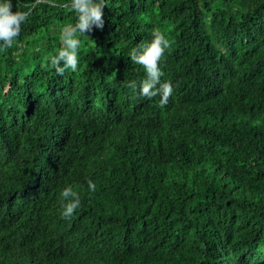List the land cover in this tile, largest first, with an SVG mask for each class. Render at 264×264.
I'll return each mask as SVG.
<instances>
[{"label": "trees", "instance_id": "16d2710c", "mask_svg": "<svg viewBox=\"0 0 264 264\" xmlns=\"http://www.w3.org/2000/svg\"><path fill=\"white\" fill-rule=\"evenodd\" d=\"M74 19L39 0L0 49V264H264V0H108L58 74ZM154 29L163 105L129 56Z\"/></svg>", "mask_w": 264, "mask_h": 264}, {"label": "clouds", "instance_id": "9594fccd", "mask_svg": "<svg viewBox=\"0 0 264 264\" xmlns=\"http://www.w3.org/2000/svg\"><path fill=\"white\" fill-rule=\"evenodd\" d=\"M39 0H33L26 9H13L12 0H0V49L10 47L18 38L22 24L29 17ZM56 0H50L55 5ZM108 0H67V6L74 13L73 22L63 25L60 29L62 46L49 57L50 64L58 74H63L65 69H77L79 62V49L82 46L81 36L93 30V27L101 28L105 23L104 5ZM170 46L166 35L158 29H154L152 38L147 43L133 47L129 56L131 60L144 67L147 77L139 84V94L146 97L160 96V104H166L173 93V84L170 80H161L162 70L159 64L165 50ZM133 88L137 87L131 82ZM95 185L89 181V188ZM61 195L63 197H75L67 202L62 215L70 216L78 207L80 201L76 192L70 187H65Z\"/></svg>", "mask_w": 264, "mask_h": 264}]
</instances>
